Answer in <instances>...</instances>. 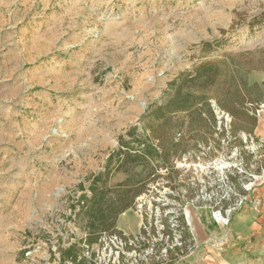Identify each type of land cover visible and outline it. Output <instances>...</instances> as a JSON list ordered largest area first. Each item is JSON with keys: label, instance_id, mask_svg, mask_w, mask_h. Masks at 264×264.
<instances>
[{"label": "rangeland", "instance_id": "374dc122", "mask_svg": "<svg viewBox=\"0 0 264 264\" xmlns=\"http://www.w3.org/2000/svg\"><path fill=\"white\" fill-rule=\"evenodd\" d=\"M201 63L247 73L253 135L233 138L232 119L213 103L227 132L150 164L158 199L146 191L116 224L137 242L153 228L169 227L174 245L188 235L193 248L177 264L201 249L204 223L227 236L264 187V0H0V264H62L71 246L118 264L109 235L87 244L94 180L103 174L98 188L113 201L130 176L146 180L143 165H110L111 156L131 128L150 134L158 122H148L147 108ZM172 180L176 191L166 188ZM156 241L126 252L128 264L170 262Z\"/></svg>", "mask_w": 264, "mask_h": 264}, {"label": "trees", "instance_id": "16d2710c", "mask_svg": "<svg viewBox=\"0 0 264 264\" xmlns=\"http://www.w3.org/2000/svg\"><path fill=\"white\" fill-rule=\"evenodd\" d=\"M246 75L247 73L239 72L236 78L233 72L226 69L224 63H201L191 71L180 74L169 84L164 92L162 103L149 106L145 113L148 122L155 121L158 124L149 127L150 134H147V127L131 128L126 137L120 138L119 150L114 152L110 159L111 165L113 159L117 158L121 163V168L130 163L143 165L141 172L147 173V182L146 180L134 181L133 176H130L120 185L122 195L113 201L107 198V192L98 188L103 174L95 178L91 189L94 196L86 213L88 246L98 244L103 235H118L127 240L123 232L117 230L118 217L134 208L136 199L146 191H152L155 194V190H161L160 187H154L153 190L148 188L149 184L155 181H148V179L156 172L154 168H150V164L165 163L172 157L180 158L188 151L190 142L194 141L195 144L208 146L212 135L217 134L220 138L227 132L224 127L218 130L216 109L213 103L218 110L232 119L229 126L233 138L239 132L246 133L249 137L253 135L258 119L255 112L249 108L255 99ZM123 156L125 158L122 159ZM132 172L133 170L127 171L130 175ZM231 180L232 183H237L239 178H231ZM141 183L144 184L140 185ZM173 183L175 182L172 180L166 188L176 191V187L171 186ZM155 197L154 199H158L157 194ZM166 207L169 208L168 205ZM181 220L184 224L183 217ZM146 234V230L143 229L142 235ZM187 236L184 235L181 245H174L173 231L169 227L160 233L153 228L146 241L138 242V245L143 244L144 248L149 247L146 242L155 238L157 239L154 244L156 251L160 253L165 248L166 256L170 260L167 264H177L182 258L188 256L193 248L194 241L190 238L191 241L188 243ZM127 249L131 250V248ZM95 259L96 254H92L91 259H88L84 256V249H77L76 246H71L61 253L62 264L66 262L97 264L98 261ZM122 262L124 263L123 259Z\"/></svg>", "mask_w": 264, "mask_h": 264}, {"label": "crops", "instance_id": "0c3cea01", "mask_svg": "<svg viewBox=\"0 0 264 264\" xmlns=\"http://www.w3.org/2000/svg\"><path fill=\"white\" fill-rule=\"evenodd\" d=\"M221 231L204 223L201 249L182 264H264V187L233 216L229 234Z\"/></svg>", "mask_w": 264, "mask_h": 264}, {"label": "built area", "instance_id": "2783aa9c", "mask_svg": "<svg viewBox=\"0 0 264 264\" xmlns=\"http://www.w3.org/2000/svg\"><path fill=\"white\" fill-rule=\"evenodd\" d=\"M243 205H244V202L242 200L239 204V207H242ZM235 210L236 209L230 210V213H233V211ZM136 242H137L136 238H134V240H131L130 238H127V240H124V238H121L118 235L110 236L109 247L110 249H112L111 256L118 257V264H121L122 259L125 262V258L127 259L126 254H125L126 252H130L132 250L140 251L139 248H137L138 242L137 243ZM101 246H103V242L101 243ZM127 248H131V250ZM87 255L89 256L90 253L89 252H87V254L84 253L85 257H87ZM127 264H128V259H127Z\"/></svg>", "mask_w": 264, "mask_h": 264}]
</instances>
